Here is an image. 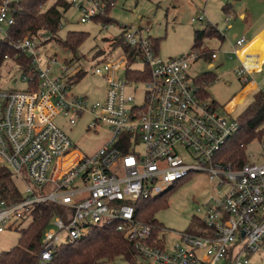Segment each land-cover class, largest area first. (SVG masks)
Wrapping results in <instances>:
<instances>
[{
	"label": "built area",
	"instance_id": "1",
	"mask_svg": "<svg viewBox=\"0 0 264 264\" xmlns=\"http://www.w3.org/2000/svg\"><path fill=\"white\" fill-rule=\"evenodd\" d=\"M21 1H0V44L15 25L13 5ZM67 1L82 24L113 27L110 12L117 0ZM193 21L206 19L201 15ZM120 32L109 40L119 56L94 67L105 83L104 96L96 101L74 93L73 79L85 77L86 70L70 63L54 69L59 62L44 54L54 41L51 33L9 42L14 52L5 59L18 65L26 88H0V160L24 190L14 203L0 191V234L29 226L35 207L50 202L62 213L44 232L42 262L50 261L61 244L103 225L116 226L148 264H251L254 255L264 257V141L262 163L247 158L240 167L227 163L226 148L240 122L227 107L222 114L221 106L203 96L197 78H190L188 70L202 58L201 49L164 59L155 38L142 28L122 26ZM251 44L243 36L234 49L242 61L237 76L245 85L264 65L256 69L260 54L249 52ZM211 56L213 67L218 52ZM61 115L72 126L89 115L87 131L107 128L109 137L97 152L85 155L57 124ZM196 173L207 174L213 184L198 218L203 228L181 234L180 243L168 250L165 237L153 238L152 226L136 218L134 203L162 196Z\"/></svg>",
	"mask_w": 264,
	"mask_h": 264
},
{
	"label": "rangeland",
	"instance_id": "2",
	"mask_svg": "<svg viewBox=\"0 0 264 264\" xmlns=\"http://www.w3.org/2000/svg\"><path fill=\"white\" fill-rule=\"evenodd\" d=\"M55 3L49 0L47 7ZM230 9L225 11V7ZM204 16L206 21H193L199 16ZM231 16V17H229ZM81 14L75 9H70L63 15L62 27L58 37L65 40L69 32H85L88 39L76 50L66 48L61 42L53 41L44 49L48 57H55L60 65L66 63L80 66L86 70L85 77L73 79L76 87L74 93L87 96L93 101L100 100L104 96L105 83L102 78L94 75V67L97 61L103 59L115 60L120 51H113L109 40L121 35L120 27L131 26L142 28L144 33L159 40L158 53L161 58H178L188 55L195 48L196 31H204L207 26L208 38H205L196 49L207 48V53L218 52V58L213 60V67L209 66V59L202 57L191 64L188 74L196 79L205 73L216 75V81L206 88L209 101L221 106L222 114H226L224 108L231 110V115L239 118L244 111L254 102L255 95L264 86V66L260 72L251 76V82L257 84L245 85L237 76V71L242 67V61L234 54L237 39L247 36L253 38L264 27V0H117L116 7L110 12L114 23L108 30L89 22H80ZM102 21H106L102 18ZM146 30H149L147 33ZM221 36L225 38L221 39ZM249 52L260 54L259 69L264 62V33L260 34L249 46ZM113 56V57H112ZM58 74V71L55 73ZM119 76H124L119 73ZM23 74L12 61H6L1 71L2 89L23 90L26 83L22 81ZM254 89L253 92L250 90ZM57 124L70 136L76 147L85 155L97 152L109 137V130L104 128L101 133L87 131L91 122L89 115L83 116L75 126L62 115L56 119ZM264 137L255 138L246 149V156L251 163H262ZM227 151V150H226ZM226 153V152H225ZM5 165L0 160V169ZM21 191L24 187L19 183ZM212 182L205 173L190 175L179 182L176 190L166 198L167 204L157 208L155 219L158 221L159 230L157 237L166 239L167 249H172L180 243V235L194 232L199 229L198 218L204 214L205 206L211 197ZM199 210L201 211L199 213ZM28 222L18 229H7L0 234V254L18 245L20 232L26 229ZM66 240L67 234H61ZM138 264H148L145 260L137 258ZM264 257L254 255L251 264H264ZM105 264H130L123 258H117Z\"/></svg>",
	"mask_w": 264,
	"mask_h": 264
},
{
	"label": "trees",
	"instance_id": "3",
	"mask_svg": "<svg viewBox=\"0 0 264 264\" xmlns=\"http://www.w3.org/2000/svg\"><path fill=\"white\" fill-rule=\"evenodd\" d=\"M1 1V0H0ZM49 0H23L13 7L17 11L15 25L8 30V38L0 44V85L1 71L6 63L5 56L14 52L9 42H17L28 34L51 33L54 41L61 42L66 48L76 50L89 37L85 32H69L66 39L58 37L62 26L63 15L71 9L67 0H55L47 7ZM225 11H228L226 6ZM108 21V20H107ZM196 31L194 49L209 35L208 29ZM225 36H221V39ZM159 40L155 39L158 51ZM207 48L202 49V57L212 58V52L207 53ZM132 61V60H130ZM22 62L27 65L26 59ZM86 73H84V76ZM82 76V75H81ZM216 81V75L205 73L197 78V84L203 96L208 97L206 88ZM251 81V79H250ZM1 88V87H0ZM240 130L234 141L228 145L225 160L234 167H240L246 162L247 146L257 137H264V91L260 90L254 97V102L239 116ZM19 182L8 168L0 169V191L10 203L23 199ZM170 192L151 200L139 199L136 206V218L153 228V238L159 230L158 221L155 219L157 208L167 204L166 198ZM62 213V207L50 202L39 204L34 210V220L30 225L21 230L18 245L9 251L0 254V264H105L117 258H123L130 264H138V253L133 242H130L124 233L119 232L114 225L93 226L90 233L80 240L61 244L50 261L42 262L39 254L42 249V238L45 230L50 226L52 219ZM199 228H203L200 222ZM156 233V234H155ZM193 233H196L195 231ZM198 233V232H197Z\"/></svg>",
	"mask_w": 264,
	"mask_h": 264
},
{
	"label": "crops",
	"instance_id": "4",
	"mask_svg": "<svg viewBox=\"0 0 264 264\" xmlns=\"http://www.w3.org/2000/svg\"><path fill=\"white\" fill-rule=\"evenodd\" d=\"M229 10H230V9H228V11H229ZM262 33H264V27H263V28L261 29V31H259V33L253 38L252 42H253V41H254V40H255L260 34H262ZM213 52H216V51H213ZM263 66H264V65H263ZM262 68H263V67H262ZM252 83L256 84L255 82H251L250 84H252ZM250 84H249V85H250ZM249 85H248V86H249ZM256 86H257V84H256ZM253 90H254V89H251L250 91L253 92Z\"/></svg>",
	"mask_w": 264,
	"mask_h": 264
}]
</instances>
